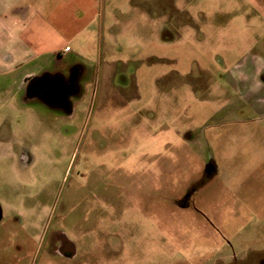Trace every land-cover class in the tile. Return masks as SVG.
I'll return each instance as SVG.
<instances>
[{
    "label": "rangeland",
    "instance_id": "obj_1",
    "mask_svg": "<svg viewBox=\"0 0 264 264\" xmlns=\"http://www.w3.org/2000/svg\"><path fill=\"white\" fill-rule=\"evenodd\" d=\"M100 1L68 106L0 65V264H260L264 0Z\"/></svg>",
    "mask_w": 264,
    "mask_h": 264
},
{
    "label": "crops",
    "instance_id": "obj_2",
    "mask_svg": "<svg viewBox=\"0 0 264 264\" xmlns=\"http://www.w3.org/2000/svg\"><path fill=\"white\" fill-rule=\"evenodd\" d=\"M32 3L33 11L23 4L18 9L5 7L0 14L5 46L0 65L14 70L18 94L28 91L31 80L56 77L55 72L49 71L53 61L71 55L72 48L65 52L71 43L89 45L94 34L90 29L97 19L100 22L102 19L100 0H33ZM61 21L63 24L59 27ZM173 27L169 24L168 29Z\"/></svg>",
    "mask_w": 264,
    "mask_h": 264
},
{
    "label": "flooded vegetation",
    "instance_id": "obj_3",
    "mask_svg": "<svg viewBox=\"0 0 264 264\" xmlns=\"http://www.w3.org/2000/svg\"><path fill=\"white\" fill-rule=\"evenodd\" d=\"M77 73L76 70H73L69 80H65L59 76L31 80L29 81V87L26 93L32 97L39 95L46 103L68 106L67 98L77 88ZM60 244L56 252L62 254L63 257L69 260L76 258L77 254L74 245L63 238ZM260 264H264V259L260 261Z\"/></svg>",
    "mask_w": 264,
    "mask_h": 264
},
{
    "label": "water",
    "instance_id": "obj_4",
    "mask_svg": "<svg viewBox=\"0 0 264 264\" xmlns=\"http://www.w3.org/2000/svg\"><path fill=\"white\" fill-rule=\"evenodd\" d=\"M2 218H3V212H2V209H1V206H0V222L2 221Z\"/></svg>",
    "mask_w": 264,
    "mask_h": 264
},
{
    "label": "built area",
    "instance_id": "obj_5",
    "mask_svg": "<svg viewBox=\"0 0 264 264\" xmlns=\"http://www.w3.org/2000/svg\"><path fill=\"white\" fill-rule=\"evenodd\" d=\"M68 51H70V49L67 47V48L65 49V52H68Z\"/></svg>",
    "mask_w": 264,
    "mask_h": 264
}]
</instances>
